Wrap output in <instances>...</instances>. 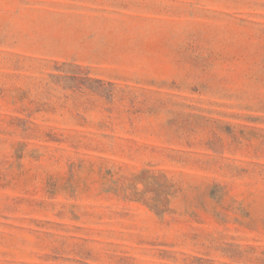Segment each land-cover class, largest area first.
I'll return each mask as SVG.
<instances>
[{"label":"rangeland","instance_id":"1","mask_svg":"<svg viewBox=\"0 0 264 264\" xmlns=\"http://www.w3.org/2000/svg\"><path fill=\"white\" fill-rule=\"evenodd\" d=\"M0 264H264V0H0Z\"/></svg>","mask_w":264,"mask_h":264}]
</instances>
